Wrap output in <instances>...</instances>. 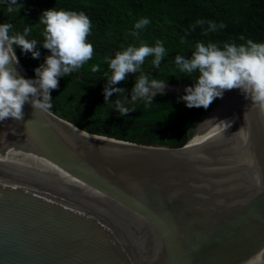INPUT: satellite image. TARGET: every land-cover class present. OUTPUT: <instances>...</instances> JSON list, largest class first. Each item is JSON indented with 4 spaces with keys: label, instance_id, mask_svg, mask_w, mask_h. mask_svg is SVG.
I'll use <instances>...</instances> for the list:
<instances>
[{
    "label": "water",
    "instance_id": "water-1",
    "mask_svg": "<svg viewBox=\"0 0 264 264\" xmlns=\"http://www.w3.org/2000/svg\"><path fill=\"white\" fill-rule=\"evenodd\" d=\"M194 82L166 81L153 102ZM133 86L121 103L137 110ZM117 98L71 105L113 112ZM213 103L127 142L26 102L0 122V264H264V103L239 89Z\"/></svg>",
    "mask_w": 264,
    "mask_h": 264
},
{
    "label": "trees",
    "instance_id": "trees-1",
    "mask_svg": "<svg viewBox=\"0 0 264 264\" xmlns=\"http://www.w3.org/2000/svg\"><path fill=\"white\" fill-rule=\"evenodd\" d=\"M23 5L18 12H8V0H0V24L13 26L10 34H23L26 27L31 32L26 39L36 40L39 58L22 52L13 46L15 55L26 79H36L34 69L44 64L51 53L42 45L45 26L39 22L45 10H65L84 12L92 23L91 34L87 37L93 45V58L79 70L58 78V87L50 91L52 108L49 110L72 125L90 133L106 137L136 142L158 136L171 126L213 110L217 103L207 109L189 108L182 96L167 95L153 104L130 111L121 116L117 111L92 113L71 105L73 96L103 94L111 73L106 58L128 46L145 43L154 47L163 42L166 54L159 67H153L154 57L146 58L142 71L150 79L166 81H195L198 73L184 76L175 63V56L191 58L195 44L216 43L223 48L225 43L242 44L239 37L264 43V0H17ZM147 17L149 25L132 36L134 24ZM212 21L223 29L203 34L207 24L192 28L197 20ZM184 40V43L181 40ZM98 64L100 71L93 73L91 66ZM139 75L128 74L127 79L111 87H126L135 83Z\"/></svg>",
    "mask_w": 264,
    "mask_h": 264
},
{
    "label": "clouds",
    "instance_id": "clouds-1",
    "mask_svg": "<svg viewBox=\"0 0 264 264\" xmlns=\"http://www.w3.org/2000/svg\"><path fill=\"white\" fill-rule=\"evenodd\" d=\"M23 5L17 0H8V12H18ZM39 22L45 26L43 47L51 54L45 57L44 64L34 69L36 79H26L20 75L16 65L19 64L13 46H19L22 52L31 53L39 58L35 50L37 41L26 39L31 32L30 27L23 34H10L13 26L9 23L0 24V122L12 118L15 121L23 119V106L30 103L35 113H46L52 108L50 91L58 87V78L68 76L79 70L93 58L94 48L88 42L92 23L84 12L49 9L45 10ZM147 17L139 19L134 24L132 36L138 37L139 32L149 25ZM207 24L203 34L216 32L225 25H217L212 21L197 20L192 28ZM242 44L225 43L223 48L216 43L197 42L191 58L182 55L175 56V63L184 76L190 77L198 73L194 86L186 87L181 99L189 108L207 109L216 98H222L224 91L239 89L247 98L257 103H264V43L239 37ZM182 43L184 40L182 38ZM166 49L162 41H157L154 47L145 43L128 46L115 54L114 58H106L111 73L103 91L107 102L113 93L118 97L112 106L121 116L134 111L122 105L125 100V89L111 87L127 79L128 74L139 75L135 78L131 90V103L142 100L145 106L153 104V97L162 93L166 80L150 79L142 71L146 58L154 57L153 67H159ZM93 73L100 71L98 64L91 66ZM207 114V113H206ZM226 123L230 127L229 122Z\"/></svg>",
    "mask_w": 264,
    "mask_h": 264
},
{
    "label": "rangeland",
    "instance_id": "rangeland-1",
    "mask_svg": "<svg viewBox=\"0 0 264 264\" xmlns=\"http://www.w3.org/2000/svg\"><path fill=\"white\" fill-rule=\"evenodd\" d=\"M211 113V112H210ZM207 114H209V113H207Z\"/></svg>",
    "mask_w": 264,
    "mask_h": 264
}]
</instances>
